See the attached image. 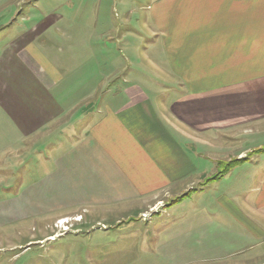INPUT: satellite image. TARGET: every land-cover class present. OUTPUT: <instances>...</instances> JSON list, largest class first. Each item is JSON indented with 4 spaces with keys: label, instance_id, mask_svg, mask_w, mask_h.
Here are the masks:
<instances>
[{
    "label": "crops",
    "instance_id": "crops-1",
    "mask_svg": "<svg viewBox=\"0 0 264 264\" xmlns=\"http://www.w3.org/2000/svg\"><path fill=\"white\" fill-rule=\"evenodd\" d=\"M5 2L0 169L28 146L44 155L29 159L31 170H45L49 187L72 188L55 199L104 201L172 196L216 171L221 156L244 159L222 178L237 167L264 172V0H148L137 28L135 10L127 16L129 37L111 36L123 59L97 58L103 70L88 78L84 62L70 69L67 56L39 46L37 24L17 36L3 30ZM49 135L57 142L38 144ZM254 178V199L224 203L261 241L264 177Z\"/></svg>",
    "mask_w": 264,
    "mask_h": 264
},
{
    "label": "rangeland",
    "instance_id": "rangeland-1",
    "mask_svg": "<svg viewBox=\"0 0 264 264\" xmlns=\"http://www.w3.org/2000/svg\"><path fill=\"white\" fill-rule=\"evenodd\" d=\"M147 2L6 0L3 30L17 36L37 24L39 46L60 59L67 56L70 69L84 62L88 78L103 70L100 59H123L125 46L115 45L111 36L116 31L129 37L127 16L135 10L137 28L139 8ZM132 37L134 51L141 36ZM50 136L38 144L56 143L57 135ZM22 151L26 156L8 157L4 166L10 167L0 169V264H264V237L253 236V221L224 203L254 199V177H264V172L237 167L222 178L244 159L221 156L217 170L208 171L196 186L163 199L104 201L55 199L72 194V188L49 187L42 179L45 170L34 172L29 166L31 159L42 161L44 155L29 154L28 146ZM21 158L27 166H19Z\"/></svg>",
    "mask_w": 264,
    "mask_h": 264
}]
</instances>
